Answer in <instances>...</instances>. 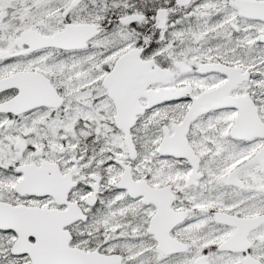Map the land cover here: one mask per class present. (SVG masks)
Listing matches in <instances>:
<instances>
[{
	"label": "snow or ice",
	"instance_id": "1",
	"mask_svg": "<svg viewBox=\"0 0 264 264\" xmlns=\"http://www.w3.org/2000/svg\"><path fill=\"white\" fill-rule=\"evenodd\" d=\"M0 264H264V0H0Z\"/></svg>",
	"mask_w": 264,
	"mask_h": 264
}]
</instances>
